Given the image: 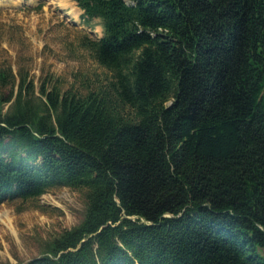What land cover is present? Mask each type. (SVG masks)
<instances>
[{"label":"trees","instance_id":"trees-1","mask_svg":"<svg viewBox=\"0 0 264 264\" xmlns=\"http://www.w3.org/2000/svg\"><path fill=\"white\" fill-rule=\"evenodd\" d=\"M71 1L105 87L0 68V205L85 190L25 264H264V0Z\"/></svg>","mask_w":264,"mask_h":264},{"label":"rangeland","instance_id":"rangeland-1","mask_svg":"<svg viewBox=\"0 0 264 264\" xmlns=\"http://www.w3.org/2000/svg\"><path fill=\"white\" fill-rule=\"evenodd\" d=\"M70 11L57 0H0V68H11L16 78L27 75L35 86L48 80L78 96L105 87L110 73L83 45L102 36L100 21L85 22L80 10L72 18ZM84 195L85 190L57 188L38 199L1 204L18 239L0 222V264H25L42 255L54 237L81 222Z\"/></svg>","mask_w":264,"mask_h":264},{"label":"bare ground","instance_id":"bare-ground-1","mask_svg":"<svg viewBox=\"0 0 264 264\" xmlns=\"http://www.w3.org/2000/svg\"><path fill=\"white\" fill-rule=\"evenodd\" d=\"M59 1L61 7H65L68 8V10H71L68 14L72 17V18H76L77 14L79 15V10L76 8L75 4L70 1V0H57ZM69 3L71 7H74V9L76 10V12H73V9H71L69 7ZM8 215L6 213L2 214L0 213V222L5 226V228L9 231V233L16 238V240L18 239V235H17V231L14 229V226L11 224L10 219H8L7 217H5ZM5 256L14 263V261L10 258V256L8 255V253H5Z\"/></svg>","mask_w":264,"mask_h":264}]
</instances>
